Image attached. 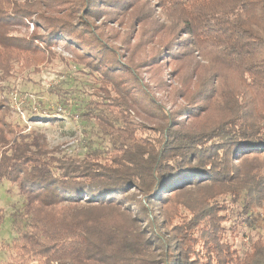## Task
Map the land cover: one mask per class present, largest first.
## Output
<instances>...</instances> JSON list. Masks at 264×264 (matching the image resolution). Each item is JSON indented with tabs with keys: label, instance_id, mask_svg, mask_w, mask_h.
I'll return each mask as SVG.
<instances>
[{
	"label": "trees",
	"instance_id": "obj_1",
	"mask_svg": "<svg viewBox=\"0 0 264 264\" xmlns=\"http://www.w3.org/2000/svg\"><path fill=\"white\" fill-rule=\"evenodd\" d=\"M156 2L176 31L154 64L184 55L195 89L190 90V83L186 89L183 83L185 89L169 90L174 98L180 94L186 100L174 111L175 117L140 79L112 82L114 96L106 99L103 93L110 92L106 87L102 96L85 101L82 115L88 121L97 117L111 129L113 138L77 158L46 157L41 150L37 159L24 156L18 147L29 144L16 136L8 139L12 126L0 116V180L14 183L23 198L21 208L11 215L16 230L6 245L11 256L0 264H156L147 242L150 235L167 247L165 264H264L262 240L240 258L226 254L228 250L220 243L221 210L229 212L232 225H251L255 220L254 206L246 197L248 189L235 188L234 183L242 177L259 180L254 184L264 194V177L260 176L264 166V0ZM101 6L111 15L125 8L122 0H88L82 8L78 5L85 12V30L66 17L35 15L49 26L41 47L39 40L21 38L13 29L35 14L30 10L37 7V1L0 0V79L17 75L19 66H34L29 54L47 50L58 35L75 47L86 40L98 50V57L110 56L106 71L116 69L119 57L107 46V37L87 27L89 19L106 18ZM202 62L206 64L201 66ZM99 78L105 80L103 71ZM13 89L7 81L0 84L2 93ZM60 93L58 100L67 105L69 99ZM3 102L1 99L0 112L4 115ZM134 106L160 122L155 136L145 134L146 128L130 117ZM212 106L218 114L212 113ZM209 186L230 193L235 209L217 205L214 197L204 211L189 199H171L178 209L190 213L189 221L181 219L189 243L181 240L174 249L159 237L157 222L150 214H145L143 225L139 221L146 201L169 204L165 194L177 196L190 187ZM131 188L144 197L142 203L129 200L141 209L134 216L119 201ZM205 195V199L211 197ZM222 219L228 220L227 216ZM201 240L220 244L205 257L199 243L195 251L190 248ZM220 245L228 259L217 254ZM257 257L260 261L253 263Z\"/></svg>",
	"mask_w": 264,
	"mask_h": 264
},
{
	"label": "rangeland",
	"instance_id": "obj_2",
	"mask_svg": "<svg viewBox=\"0 0 264 264\" xmlns=\"http://www.w3.org/2000/svg\"><path fill=\"white\" fill-rule=\"evenodd\" d=\"M34 1H37V7H32L30 11L32 13L34 11L35 14L25 17L22 24L13 28L19 37L34 41L39 40L42 47L49 26L40 22L39 17L46 19L66 17L79 29H86L85 12L79 10L77 6L82 8L84 4H88V0ZM122 2H124L125 8L119 12L111 15L112 12L106 6H101L102 15L106 18L99 20L95 18L94 21L87 20V27L96 31L99 36L103 35L105 39L107 37L105 40L107 46L113 47L116 51L120 64L113 71L108 72L105 67L108 65L110 56L107 58L98 57V50L90 47L86 40L83 39L80 46L75 47L74 44L67 42L61 35H58L54 38L51 46L47 45V50L28 55L32 58L34 66H19L17 75L7 77L5 81L0 79V84L7 81L14 87L9 94L2 93L0 90V100L4 101L3 111H5L4 115L0 112V116H3L5 121L12 126V133L7 134L8 139L16 136L18 141L29 144L25 147H18L24 156L29 154L37 159V152L41 150L46 152L45 155L42 153L46 157L77 158L84 157L86 153H91L96 145L109 144V140L113 138L111 129L106 128L97 117H92L89 121L85 120L82 115L83 106L88 98L102 96L103 89L106 87L110 89V92L109 94L103 93L104 96L106 99L112 98L115 93L111 83L126 77H132L134 80L140 79L142 83L147 85L148 89L152 88L153 95L161 106L178 117L174 111L184 105L186 100H181L180 94L174 98L170 91L187 89L188 83H190V90L195 89V81L187 69L189 61L187 58H182L184 55L180 56L179 54V58H171L154 64L155 61H158V59L156 60L158 53L163 51L164 46L174 39L176 25L167 20L156 4V0H122ZM108 14L111 15L110 18H107ZM101 22L104 23L101 24ZM91 25L95 27L92 28ZM204 64L206 63L202 62L201 66ZM197 70H195L196 73ZM102 71L105 74V80L99 78ZM183 83L185 88L182 86ZM60 92L69 99L67 105H63L58 100L57 96L61 94ZM211 108L212 113L218 114L216 106ZM132 109L130 117L146 128L145 134L150 137L155 136L160 122L136 106ZM101 112L105 114L107 110H101ZM261 159L264 163V155L261 156ZM260 176L264 177L263 165ZM257 181L259 180L253 181L242 177L234 183L235 188L246 187L248 189L246 197L254 206L251 210H253L255 217L251 225H239L238 223L232 225L229 212L224 214V211L221 210L222 218L227 216L228 220L225 222L221 218L220 240L222 241L220 243L228 250L226 254H233L237 258L248 251L254 242L262 240L264 243V194L262 195L258 191L261 186H255L254 183ZM212 190V186L202 189L190 187L186 194L174 196L165 194L164 191L161 194H165L163 198H169V200L178 198L183 201L185 199L194 201L199 205L198 209L203 211L209 205L208 201L212 202L211 198L213 197V202L218 203L217 205L223 207V204H227L235 209L230 193L224 194L217 191L218 189ZM205 194H211V197L205 199L203 197ZM132 199L134 201L139 200L141 203L144 202V197L135 188H131L119 201L130 215L134 216L141 209H137L129 202ZM22 205L23 198L18 193V187L10 180H0V214L2 216L0 222V261L6 262L11 256L8 246L6 248V245L16 235V230L12 227L11 215L14 210L20 209ZM146 213L156 220V229L160 233L159 237L163 241H168L167 245L171 244L172 248L175 249V245H178L181 240H186V244L189 243V240L186 239V233L181 228L183 225L181 219L189 221L190 213L188 210L178 209L172 200L169 204L146 201L145 211L140 214L142 218L139 221H142V225L146 222ZM183 215H187L188 218ZM147 239L151 256L157 262L156 264H165L164 252L167 249L165 244L155 235H150ZM196 243L202 245L200 252L205 257L211 256L212 247L220 244H208L207 241L203 240L196 241L194 244L192 243L191 251H195ZM203 244L208 246L205 247ZM225 248L221 246L217 254L228 259L229 256H225L222 251ZM260 252H264V247ZM251 261L258 263L260 257Z\"/></svg>",
	"mask_w": 264,
	"mask_h": 264
}]
</instances>
